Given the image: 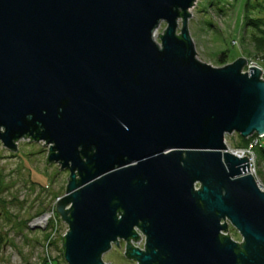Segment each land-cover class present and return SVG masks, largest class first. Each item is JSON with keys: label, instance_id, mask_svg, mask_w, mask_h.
Listing matches in <instances>:
<instances>
[{"label": "water", "instance_id": "1", "mask_svg": "<svg viewBox=\"0 0 264 264\" xmlns=\"http://www.w3.org/2000/svg\"><path fill=\"white\" fill-rule=\"evenodd\" d=\"M195 2L0 0V142L68 170L67 264L121 241L137 264H264V191L225 140L264 136L263 71L196 57Z\"/></svg>", "mask_w": 264, "mask_h": 264}, {"label": "rangeland", "instance_id": "2", "mask_svg": "<svg viewBox=\"0 0 264 264\" xmlns=\"http://www.w3.org/2000/svg\"><path fill=\"white\" fill-rule=\"evenodd\" d=\"M245 2L196 0L190 9L188 28L200 61L220 66L216 61L217 53L225 51L227 63L243 57L247 64H255L264 72V47L260 51L256 49L252 38L257 31L247 28L244 36L241 35ZM259 3L263 8L258 7L253 13L264 17V0ZM165 27V22H161L155 30L153 36L157 42H160L157 34ZM225 140L230 148L243 147L238 146L237 133L226 135ZM47 154L48 145L43 141L20 139L16 151L8 150L0 142V264H43L45 261L47 264H67L62 254V237L67 225L56 213L55 206L65 193L69 172L56 162L46 164ZM260 164H257V173L264 185L258 172L259 167L264 171V162ZM52 209L54 215L44 227L32 225L34 218ZM227 223L229 236L240 242L237 230ZM143 246L144 241L139 243L141 249ZM102 259L110 264H137L124 255L122 241L118 246L112 244Z\"/></svg>", "mask_w": 264, "mask_h": 264}, {"label": "trees", "instance_id": "3", "mask_svg": "<svg viewBox=\"0 0 264 264\" xmlns=\"http://www.w3.org/2000/svg\"><path fill=\"white\" fill-rule=\"evenodd\" d=\"M261 3H259V0H246L244 7H243V13H242V36H244L245 31L247 30V28H252L254 30L257 31V33L253 34L252 38H253V42H254V46L256 49H261L264 47V17H260V16H255L253 13V11H255L256 9H258V7H260V9H262L263 7H261ZM250 12L252 13L250 14ZM256 12V11H255ZM259 14H261L260 11ZM245 30V31H244ZM260 51V50H259ZM246 53L250 55V52L246 50ZM217 63L222 66L224 64L227 63L226 61V52L225 51H220L217 53ZM239 137V144L238 146H246V144L248 143V141L250 140V138H243L238 134ZM261 145L256 147L255 152H256V157H257V164L259 163V165H261V162H264V138L261 140ZM263 168V167H261ZM260 167L258 168V172L264 182V171L261 169ZM63 254V251H62ZM43 264H47V262L45 261Z\"/></svg>", "mask_w": 264, "mask_h": 264}, {"label": "built area", "instance_id": "4", "mask_svg": "<svg viewBox=\"0 0 264 264\" xmlns=\"http://www.w3.org/2000/svg\"><path fill=\"white\" fill-rule=\"evenodd\" d=\"M234 43V42H233ZM257 64V63H256ZM250 65H255V64H247L244 68H248V66ZM262 78H264V72L262 73ZM264 138L263 137H259V136H252L250 137L249 143L246 146L243 147H234V148H230L228 147V151L234 155H236L239 158H242L244 156H246L248 158V172L250 173L256 180L259 188L264 191V185L260 182L259 178H258V173H257V157H256V152L255 149L256 147L261 145V140ZM52 215H54V209H52L49 212H45L42 215L34 218V220L32 221V225L34 226H38V227H44L46 225V223L49 221V219L52 217ZM43 216H47L48 219L43 222L38 224H34L37 220L41 219ZM228 232V231H227ZM227 232H223V233H227ZM144 241V236L141 235V240L138 241L137 243H134V245H137L139 247V243H142Z\"/></svg>", "mask_w": 264, "mask_h": 264}, {"label": "bare ground", "instance_id": "5", "mask_svg": "<svg viewBox=\"0 0 264 264\" xmlns=\"http://www.w3.org/2000/svg\"><path fill=\"white\" fill-rule=\"evenodd\" d=\"M47 219H48L47 216H43L41 219L37 220L34 224H38L39 225L40 223L45 222Z\"/></svg>", "mask_w": 264, "mask_h": 264}, {"label": "crops", "instance_id": "6", "mask_svg": "<svg viewBox=\"0 0 264 264\" xmlns=\"http://www.w3.org/2000/svg\"><path fill=\"white\" fill-rule=\"evenodd\" d=\"M242 33V32H241ZM242 35V34H241Z\"/></svg>", "mask_w": 264, "mask_h": 264}, {"label": "flooded vegetation", "instance_id": "7", "mask_svg": "<svg viewBox=\"0 0 264 264\" xmlns=\"http://www.w3.org/2000/svg\"><path fill=\"white\" fill-rule=\"evenodd\" d=\"M68 171V170H67Z\"/></svg>", "mask_w": 264, "mask_h": 264}]
</instances>
